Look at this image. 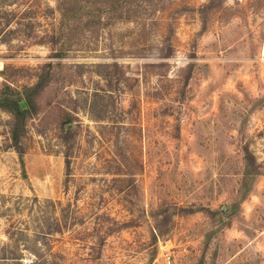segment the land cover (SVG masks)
Returning a JSON list of instances; mask_svg holds the SVG:
<instances>
[{
    "label": "rangeland",
    "instance_id": "374dc122",
    "mask_svg": "<svg viewBox=\"0 0 264 264\" xmlns=\"http://www.w3.org/2000/svg\"><path fill=\"white\" fill-rule=\"evenodd\" d=\"M138 3L56 57L0 0V264H264V0Z\"/></svg>",
    "mask_w": 264,
    "mask_h": 264
},
{
    "label": "trees",
    "instance_id": "16d2710c",
    "mask_svg": "<svg viewBox=\"0 0 264 264\" xmlns=\"http://www.w3.org/2000/svg\"><path fill=\"white\" fill-rule=\"evenodd\" d=\"M56 1V8L59 11V21L57 22L56 26L50 31H44V33L38 35L34 34L35 37H31L34 38L32 41L34 43L50 44L51 55L56 57H62L66 55V53L68 52L67 50L71 48L74 42H77L80 39L81 34L84 32V25L87 26L89 30L93 31L96 30V26H100L101 23H103V18H105L106 16H124L127 19H130L135 16L136 11L139 9V0H86V4L83 5L78 3L79 0ZM202 5L200 8L203 7ZM83 18L86 19L84 20ZM5 21L7 25L11 24V18L7 13H5ZM83 21L86 24L82 23ZM22 30L24 29L21 26H17L9 27L7 31L12 34L14 32H22ZM114 62L117 63V61ZM44 80L45 76L40 75L38 77V80L28 88H40L42 85H44ZM27 90L23 93L24 96H26V98L28 99H32V92ZM17 95L19 94L12 91L11 89L0 91V107H4L14 114V129H16L20 124L23 123V116L24 113H26L25 110L20 109ZM69 119L70 117H68V121ZM13 134L15 141L14 145L18 148L17 150L19 151L20 155H22L23 150L19 145V140L16 137L14 130ZM43 261L42 259L35 260L31 264H44Z\"/></svg>",
    "mask_w": 264,
    "mask_h": 264
},
{
    "label": "built area",
    "instance_id": "2783aa9c",
    "mask_svg": "<svg viewBox=\"0 0 264 264\" xmlns=\"http://www.w3.org/2000/svg\"><path fill=\"white\" fill-rule=\"evenodd\" d=\"M166 264H173L170 256L166 258Z\"/></svg>",
    "mask_w": 264,
    "mask_h": 264
},
{
    "label": "water",
    "instance_id": "95a60500",
    "mask_svg": "<svg viewBox=\"0 0 264 264\" xmlns=\"http://www.w3.org/2000/svg\"><path fill=\"white\" fill-rule=\"evenodd\" d=\"M20 105H21L22 108H24L25 107V102L23 100H21L20 101Z\"/></svg>",
    "mask_w": 264,
    "mask_h": 264
}]
</instances>
